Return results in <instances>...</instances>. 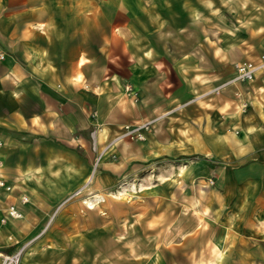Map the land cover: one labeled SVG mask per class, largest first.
I'll return each instance as SVG.
<instances>
[{
  "label": "crops",
  "instance_id": "obj_1",
  "mask_svg": "<svg viewBox=\"0 0 264 264\" xmlns=\"http://www.w3.org/2000/svg\"><path fill=\"white\" fill-rule=\"evenodd\" d=\"M240 10L0 0V261L21 247L19 264L264 258V65L230 81L264 61V18Z\"/></svg>",
  "mask_w": 264,
  "mask_h": 264
},
{
  "label": "built area",
  "instance_id": "obj_2",
  "mask_svg": "<svg viewBox=\"0 0 264 264\" xmlns=\"http://www.w3.org/2000/svg\"><path fill=\"white\" fill-rule=\"evenodd\" d=\"M0 58H3L2 54H0ZM263 65H264V61L260 62V63L252 61V60H244V61L237 62V63H235L236 75L230 81H232V82L250 81L254 78L255 72L259 68H261ZM235 96L239 97L238 91L235 92ZM246 105H247L246 101L241 100V102H240L241 108L244 109L246 107ZM149 125H150V122H147V123H144L138 127L127 128L126 131L123 133V135L129 136L131 138L143 139L144 138L143 130H147L149 128ZM96 161H97V159H96ZM96 161H95V163H96ZM210 183H212V181ZM0 188H4L7 191L10 190V188H11L9 185L6 184L5 180L2 177H0ZM21 200H22V202H26L27 198L22 197ZM7 214L13 218H19L22 216L21 212L14 205H10L8 207ZM1 221L4 222L5 218H2ZM22 251H23V247L19 248L18 250L14 251L10 254L3 255L2 259L0 261V264H19Z\"/></svg>",
  "mask_w": 264,
  "mask_h": 264
},
{
  "label": "rangeland",
  "instance_id": "obj_3",
  "mask_svg": "<svg viewBox=\"0 0 264 264\" xmlns=\"http://www.w3.org/2000/svg\"><path fill=\"white\" fill-rule=\"evenodd\" d=\"M230 1V0H226ZM234 3V5L238 4L239 7L244 8V10H240L241 15L246 14V8H253L252 11H249V15L254 13L255 21L256 23H260L261 19L264 18V0H231V3ZM225 14L227 13V17H231V13L227 10H225ZM257 29L262 27H256ZM256 255H260L264 257V251L257 250L255 252ZM255 264H264V258H260L258 261L255 262Z\"/></svg>",
  "mask_w": 264,
  "mask_h": 264
},
{
  "label": "bare ground",
  "instance_id": "obj_4",
  "mask_svg": "<svg viewBox=\"0 0 264 264\" xmlns=\"http://www.w3.org/2000/svg\"><path fill=\"white\" fill-rule=\"evenodd\" d=\"M92 176V175H91ZM88 202V204H89V206H93V202L92 201H87Z\"/></svg>",
  "mask_w": 264,
  "mask_h": 264
}]
</instances>
